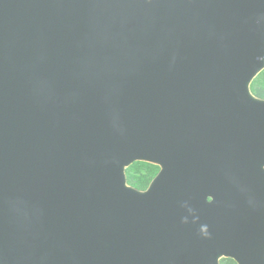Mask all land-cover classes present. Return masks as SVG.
<instances>
[{
    "label": "water",
    "instance_id": "obj_1",
    "mask_svg": "<svg viewBox=\"0 0 264 264\" xmlns=\"http://www.w3.org/2000/svg\"><path fill=\"white\" fill-rule=\"evenodd\" d=\"M263 71L264 0H0V264H264Z\"/></svg>",
    "mask_w": 264,
    "mask_h": 264
},
{
    "label": "trees",
    "instance_id": "obj_2",
    "mask_svg": "<svg viewBox=\"0 0 264 264\" xmlns=\"http://www.w3.org/2000/svg\"><path fill=\"white\" fill-rule=\"evenodd\" d=\"M251 92L260 99H264V71L251 84ZM158 169L145 163H135L126 171L127 183L137 190H144L156 175ZM220 264H235L232 260H222Z\"/></svg>",
    "mask_w": 264,
    "mask_h": 264
}]
</instances>
